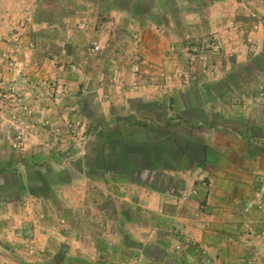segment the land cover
I'll return each mask as SVG.
<instances>
[{"label":"crops","instance_id":"0c3cea01","mask_svg":"<svg viewBox=\"0 0 264 264\" xmlns=\"http://www.w3.org/2000/svg\"><path fill=\"white\" fill-rule=\"evenodd\" d=\"M162 1L170 10L178 3ZM126 2L0 0V52L26 20L33 85L69 82L53 54L64 66L81 60L70 99L93 146L77 167L60 168L53 154L36 151L51 141L47 132L19 155L0 118V264H264V103L253 89L264 79V29L254 34L253 56L240 40L224 41L236 52L228 65L239 66L236 88L171 89L160 67L183 61L165 56L167 32L181 40L176 48L193 36L225 37L233 29L213 23L239 4L213 0L205 29L183 33L151 24L153 13Z\"/></svg>","mask_w":264,"mask_h":264},{"label":"rangeland","instance_id":"374dc122","mask_svg":"<svg viewBox=\"0 0 264 264\" xmlns=\"http://www.w3.org/2000/svg\"><path fill=\"white\" fill-rule=\"evenodd\" d=\"M212 1L178 0L176 7L170 10L168 9L170 7V5H167L168 2L165 4L162 0H151L148 3L145 0H135V8H133L137 12L147 10L153 13L155 16L151 17V24H159L162 29H174L171 26V23H174L184 33L183 29H197V26L199 29H205L204 27H206L208 22L205 18L207 16L206 5ZM229 1L233 2L232 4H239L234 14L232 15V12L227 11V14H220L217 22L213 23L216 29L218 27L220 29H233L234 31L231 30L232 33L227 34L228 36L223 37L221 34L209 35L208 37L193 36L188 39H182V44L180 43L181 45L176 48L174 44L177 45L181 40L171 38L172 33L169 34L167 32L170 45L165 56H172L177 53V55L179 54L178 56H181L183 62H181V65L174 66L173 62L171 65L164 64L163 67H160L162 73L167 76H165L166 79H163L165 86L171 89H186L193 86L192 89L204 90L206 87L209 89L207 85H210L212 90H217L227 84L229 88H236V84L232 80V74L235 75L239 72V66H228L235 60L233 58L236 57V52L230 49L224 41L228 39L231 42L238 39L246 47L248 55L253 56L256 53L254 34L259 31L263 34L264 0L256 1L257 4L253 2L255 0ZM132 2L133 0H127L126 9L132 7ZM119 6L121 7V5ZM163 7L166 10L163 11ZM244 10H247L246 16L242 14ZM164 12L165 15H161ZM236 12H239V14L235 16ZM19 24L20 22L17 23L16 28L11 29L12 34L3 41L5 48L0 52V58L7 57L8 64L14 61L13 56L15 55L16 46L15 41L12 39L14 33L22 32L23 45L31 42L28 39L25 40L28 29L19 30ZM152 27L151 25V29H154ZM74 28L81 30L77 24ZM70 35L72 37V34ZM259 41L258 38L256 43ZM79 47L83 48L84 46L79 44L77 48ZM29 51L30 49L27 48L20 55L21 59L25 60L26 63L22 71L7 65V77H5L2 66H0L1 127L7 133L6 136L9 137L11 152L19 155H22L21 153L25 155L29 151L31 147L29 145L30 138L47 132L52 137L51 141L49 143L44 141L39 144L36 147V151L47 153L48 155L53 154L60 161V168L61 166H73L75 168L81 160L86 158L88 152L93 149V146H91V133L87 129L80 112L75 108L74 105L76 103H72L70 99L72 93L80 88L79 84L76 85L75 83L84 69L83 64L81 60H77L64 66L59 59V55L53 54L54 68L58 69L62 66V70L64 69L63 71L68 74L70 80L68 82L59 78L43 79L35 85H44V88L36 92L28 74V61H26V58ZM142 59L143 56L138 52L135 60L140 61ZM168 60H171V58H168ZM258 67L264 73L263 67L261 65ZM20 76L29 79V84L24 88L18 84ZM224 78H227L225 80L228 81L222 82L221 79ZM80 85L82 88V84ZM134 85L136 86L137 84L134 83ZM253 89L256 91L257 99L264 103V79L260 80ZM228 100L231 101L233 98L225 101L228 102ZM238 100L236 101L237 105L241 103ZM40 104H43L44 107L47 104L48 109L52 110V112H49V114L43 113L41 111L43 108L40 107ZM26 171H28L27 175L31 176L29 169ZM9 182L13 186L14 178H9ZM41 213L43 212L41 211Z\"/></svg>","mask_w":264,"mask_h":264},{"label":"built area","instance_id":"2783aa9c","mask_svg":"<svg viewBox=\"0 0 264 264\" xmlns=\"http://www.w3.org/2000/svg\"><path fill=\"white\" fill-rule=\"evenodd\" d=\"M26 23L27 21H22L20 22L19 26H18V29H25L26 28ZM21 34L22 32H16L13 34L12 36V39L15 41V55L13 56L14 58V61L13 62H9L8 64V60H7V57H3V58H0V66L4 67L6 69L7 65H10L12 67H14V69H18L19 71H22L23 69V66H24V62L21 63L19 61V57L20 55L22 54V52L25 50V49H34L35 45L33 42H29L27 45H23L22 43V38H21ZM99 50V46L96 44V43H92V47H91V51H98ZM6 56V55H5ZM18 84L21 85L23 88L29 84V79L24 77V76H20L18 78ZM44 84V83H43ZM33 87H35V90L36 92H39L41 91L42 88H44V85L43 86H37V85H32ZM47 89V88H46Z\"/></svg>","mask_w":264,"mask_h":264}]
</instances>
